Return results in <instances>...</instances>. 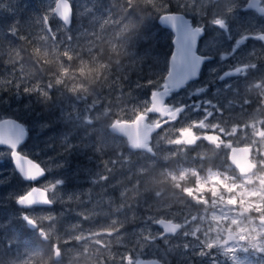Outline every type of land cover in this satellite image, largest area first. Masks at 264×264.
Listing matches in <instances>:
<instances>
[{
	"label": "rangeland",
	"instance_id": "obj_1",
	"mask_svg": "<svg viewBox=\"0 0 264 264\" xmlns=\"http://www.w3.org/2000/svg\"><path fill=\"white\" fill-rule=\"evenodd\" d=\"M11 1L13 2V0ZM54 1L49 0V4L51 5L50 17L52 18H54L51 13ZM69 1L71 3L74 2V0ZM185 1L188 6L195 2H199L200 4L205 2V9L213 18L211 20H221L224 22L229 19L235 20L238 18L243 23H250L251 26L257 20V17L251 12H246L239 18L237 14L241 10L240 7H236L232 11L226 9L229 11L228 14L222 9H216L215 7H212V12L208 11L207 7L209 4L207 0H183V5H185ZM189 2L190 4H188ZM74 4L77 9L76 16L80 18L77 21V27H80V33L84 35L87 29H85L86 25H83L82 18L86 17V9L80 1L74 2ZM2 7H4L3 0H0V8ZM201 10L200 7L193 12L191 7L187 9L191 13L186 14L194 15L198 21L195 23L197 26L204 23L200 19L207 16L206 13H200ZM4 24L3 28L5 27L7 31V19L2 21V25ZM63 30L62 25L61 27L56 26V28L52 29L54 36L51 37L43 25V31L39 32V37L37 38L41 39L44 46L55 47L61 43V39L67 36V33ZM59 32H62V35H58ZM231 32L232 34L240 35L238 29L235 27H232ZM215 34L221 35V32L217 30ZM57 38L58 41H56ZM207 41L203 45L204 49H208V46L212 44L210 38ZM48 42L49 44L46 45ZM242 54L239 50L233 54L230 49L222 47L216 59L205 67L200 80H196L186 85L185 88L171 93L167 99L170 109L174 110L179 107H183L184 109L174 119H168L162 129L152 138L150 144L154 151L152 159L158 160L159 156L164 153L176 152L175 159L170 162L172 164L177 163L178 160L182 163L180 160L191 157L188 162L183 164L203 165V167H207L206 159L202 160L198 154L210 152V149H213V142L221 143L228 141L232 145H246L251 141L253 132L237 133L236 136H233L229 132L228 138L222 137L224 133L218 136L220 138L210 135L214 129L211 125L224 124L221 122L223 118L220 119L218 115L209 117L210 110L215 112V110L220 108V106H213L210 98L212 93L224 95L222 89L210 86L214 81L219 82L217 81L219 75L211 72V70L217 68V71H219L225 67L233 69L237 65L229 66L227 63L228 58L239 57ZM140 63L143 64V69L133 72L128 78L118 74L127 80L123 83L131 89L130 95L133 94L129 97V100L133 99V101L129 103H126V100H124L123 94L114 95L111 98L105 99L104 102L99 94L97 97L99 103H94L91 97L77 99L64 92L62 87L56 85L49 87L53 78L46 82L35 80V90L38 87H43L45 90L52 88L55 91L54 101H49L52 105L47 109L48 117L51 115L53 119L52 125L55 127L54 130L52 131L47 124L39 123L35 127L32 143L27 147L23 146L19 150L21 154L28 157L33 153L32 151H35V162L39 163L46 172V176L36 185L47 190L53 207L34 208L31 210L19 209L20 217L25 214L35 222L37 225L35 234H38L39 237L40 230L52 228L53 226L63 236L90 231L106 225L111 215H114L111 210V200L109 199L118 198L119 186H113L114 181L118 176L127 175L128 171L140 162V158L148 156V154L131 151L128 149L126 143H123V152L120 156H117L116 152L111 148L101 147L98 150V145L101 142L97 140V134L95 132L87 134L90 129L96 128L98 124H88L84 117L95 118L96 114L107 104L112 108L124 109V118L117 122L131 121L140 114L147 115L146 123L155 124L162 121L164 119L162 116H156L148 112L150 95L153 91L149 96H144L143 94L141 95V90H135V88L149 83L153 76L154 78L161 77V84L154 91L160 90L167 71L166 63L159 56L149 59L140 56ZM33 77L23 75L22 73L16 76L20 86L26 84L24 90L30 84L29 79L32 80ZM136 80L143 81L136 83ZM227 81L226 79L220 83ZM44 86H48L49 88L47 89ZM118 98L120 103H117ZM16 99L25 100L22 99L21 94L20 97L17 95ZM132 109H137V111L133 112ZM110 115L115 116L116 113L113 112ZM219 128L216 127L215 129L219 130ZM231 130L233 129L231 128ZM106 138L112 141H125V139L108 134L107 132ZM167 140H172L174 143H166ZM53 145L55 147H52ZM196 146L199 148L197 149ZM124 155L131 156V167H128L129 162L124 160ZM211 158L213 159V157ZM71 160L83 161L86 166L82 167L84 171H80L79 180L81 181H74L72 184H75V187L69 188L65 183L68 185V181L73 179L79 172L77 170H70L69 164ZM7 161H10V151L0 148V184H3V180L8 177V174L9 176L14 175V170L12 171L9 168V165L6 163ZM105 162L107 163V167H105ZM160 165L165 166L163 161H160ZM109 168L113 172L109 173ZM9 171L11 174L8 173ZM106 173L108 178L101 180L100 177ZM86 175L88 176L87 178L85 177ZM58 180L63 181V183L57 185L56 181ZM214 183H219V181L214 180ZM86 184L89 188L79 187ZM30 187L31 185L28 184L26 191ZM22 190L13 186L3 188L1 192L6 200H10L17 199L26 192L20 194ZM102 204H105L106 209L101 206ZM192 208L196 209L197 206L193 204ZM81 212L85 213L87 218L81 216ZM15 214H18V212ZM138 215V219L126 223L118 233L108 237V239L114 241L111 248L113 255L111 258L105 257V264H138V262L144 259H156L162 264H264V251L248 246L246 241H229L222 247L219 245L209 246L207 241L213 234L210 233L208 237L203 232H198L196 236L187 234L191 230L192 224L197 222L191 220V210L173 206L166 211L153 212L152 209L142 206L138 208ZM49 217L52 218L49 219ZM20 219L23 222L22 218ZM159 219H167L176 223H183L185 220H188L189 223L185 224L176 236L159 238L161 232L155 225V222ZM23 223L26 222L24 221ZM6 232V223L0 218V236L1 233L4 236ZM116 236H120L119 242H115ZM99 238L103 239V235ZM8 245L9 241L5 242V246ZM72 246H77L76 241H72L71 244L65 243L61 245L63 248ZM11 254V251L10 253L8 250L7 252L6 250L3 251L2 247L0 259L3 258L2 260H4Z\"/></svg>",
	"mask_w": 264,
	"mask_h": 264
},
{
	"label": "clouds",
	"instance_id": "obj_2",
	"mask_svg": "<svg viewBox=\"0 0 264 264\" xmlns=\"http://www.w3.org/2000/svg\"><path fill=\"white\" fill-rule=\"evenodd\" d=\"M153 4L154 0H110L114 11L103 24L111 25L113 31L108 34V39L102 33L96 34L89 41V55L86 57L70 50H50L48 47L35 46L30 50L34 63L25 64L22 63L25 53L15 47L8 51L4 63L18 65L23 75L46 73L53 78L49 87L55 84L77 99L91 97L94 103H99L98 95L119 81L117 74L128 78L133 72L143 69L135 41L145 20L151 16L144 9ZM65 59L68 63H65ZM246 91L259 95L260 101L246 120V125L252 128L253 138L245 145L249 159V166L245 170L237 168L230 157L221 169L214 167L211 162L207 167L172 164L170 162L175 159L176 152L164 153L158 160L152 159L153 154L149 153L141 157L140 162L127 175L118 176L114 181L113 186H119L118 198H109L114 215H111L106 225L70 236L58 233L55 226L42 229V244L21 247L6 259L0 260V264H105V257L111 258L113 255L111 248L114 241L108 237L118 233L126 223L138 219V208L142 206L153 212L166 211L173 206L191 210V220L197 222L192 224L187 234L196 236L198 232H203L206 237L213 234L207 241L209 246L222 247L229 241H246L248 246L264 251V134L260 130L264 122V78L252 81L246 86ZM43 96L46 101L51 99L49 92H44ZM245 102L250 103L247 97ZM117 103H120L119 98ZM113 112L115 116L110 115ZM123 118V108H112L107 104L95 118L84 117L86 123L98 124L87 133L97 134L96 138L101 142L98 150L101 147L111 148L120 156L123 143H126L128 148L137 151L136 145L130 140L121 142L106 138V132L112 135L120 133L117 121ZM244 126L233 124L232 129H243ZM220 131L224 129L221 127ZM166 143L174 141L167 140ZM213 152L198 155L204 160ZM124 160L131 167V156L124 155ZM160 161L165 166H161ZM108 172L113 170L109 168ZM107 178V173L100 177L101 180ZM214 180L219 183H214ZM61 183L63 181H56L57 185ZM193 204L197 206L196 209L192 208ZM80 215L87 218L83 212ZM187 223L188 220L175 223L174 228L180 229ZM101 235L103 239L99 238ZM119 240L120 236H116L115 242ZM49 241L51 247H47ZM72 241H76L77 246L61 247ZM20 242L21 238L17 234L9 246L11 243L19 245Z\"/></svg>",
	"mask_w": 264,
	"mask_h": 264
},
{
	"label": "trees",
	"instance_id": "obj_3",
	"mask_svg": "<svg viewBox=\"0 0 264 264\" xmlns=\"http://www.w3.org/2000/svg\"><path fill=\"white\" fill-rule=\"evenodd\" d=\"M77 1L82 2L86 9V17H83L82 20L83 25H86L85 29H87V31L85 35L82 33L83 36L79 33L81 32L80 27H77V21L80 20V18L76 16L77 9L74 4V2ZM74 2H72L73 26L68 31H66V28L63 27V31L67 33V36L61 39V43L55 47L44 46L41 39L37 38L39 37V32L43 31V25L46 32L50 36H54L52 29L56 28V26L61 27L62 25L58 20L50 17L51 5L49 4V0H13V2L11 0H3V5L5 4L6 7L4 6L0 8L2 9V12L0 11V20H8L7 35L4 37L3 32L0 36V120L7 117L13 118L27 128L28 135L24 147H27L32 143L36 125L39 123H44L49 126L52 125L53 119L51 116L48 117L47 109L52 105L49 101H54L55 91L52 88L48 89V86H44L48 90L43 89V87H38L37 90H35L34 86L36 84L35 80H42L46 82L52 79V77L48 76L46 73L34 76L35 78L33 77L32 80L29 79L30 84L26 87V89H32V91H25L24 86H26V84L20 86L16 78L19 73H22V70H20L16 64H5L4 57L11 48L18 47L22 53H25L22 63L33 64L34 61L32 59V52L30 51L33 47L43 46L48 47L50 50L59 49L61 51H66V44H70L71 41L74 45L73 52H79L85 57L88 56L89 41L93 40L96 34L102 33L104 38H110L108 34L113 31V28L111 25L104 26L103 22L109 18L110 13L113 12L114 9L110 6V0H74ZM180 3L183 4V0H154L153 5L147 6L144 9L146 12L151 13V16L145 20L144 26L140 30L135 41V44L138 45L137 52L141 57L149 59L154 56H159L163 62L166 63L168 61L171 48L170 36L165 30L158 26L157 18L162 13L179 12ZM184 7L190 6L184 5ZM45 20L48 21L50 32H48L44 24ZM58 35H62V32H59ZM85 36L88 38L85 41L86 44L83 43ZM56 41H58V38ZM48 44L49 42L46 45ZM65 63H67V59H65ZM165 66L167 67V63ZM118 76L120 80L117 83H113L110 88L104 89V91L100 93L103 102L105 99L119 94L124 95L123 97L124 100H126V103L133 101V99H131V101L129 100V97L133 95H130L131 89L129 86L124 84L127 80L120 75ZM113 79H116V77H113ZM138 81L142 82L143 80ZM138 81L136 80V83H138ZM160 84L161 77L154 78L152 76L149 83L135 88V90H141V95L143 94L144 96H149L152 91L159 88ZM52 85L54 86L55 84ZM44 92H49L51 96L50 100L46 101L43 96ZM20 94L22 99L25 100L16 99V96L19 95L20 97ZM52 147H55V145ZM32 152L33 153L29 155V158L35 161V151ZM190 159L191 157L180 161L185 163ZM80 162L81 167L78 169V174L73 177V179L68 181V185L65 183V185L69 188L75 187V184H72L74 181H81L79 180V174L80 171H84L82 170V167L85 166V162ZM6 163L13 171L11 162L7 161ZM179 163L180 162L175 164ZM8 173L11 174L10 171ZM13 174V176H9L8 174V177L3 180V184H0V218L2 220V218L5 217L2 221H5L6 223L8 241L10 242L17 234H19L21 238L19 245L16 243H11L12 245L10 246L8 245L6 252L8 250L10 253L11 251L12 254L18 251L21 247H30L43 243L40 241L39 235L35 234V231L30 230L26 224L23 223V220V222H21L19 211L22 209L19 210V208L15 205V199L6 200L1 192L3 188H10L13 186L23 189L20 194L26 191L28 184L23 182L14 171ZM85 177L87 178L88 176L86 175ZM79 187L89 188L87 184L84 186L80 185ZM101 206L106 209L105 204H102ZM16 212H18V214H15ZM47 247H51V241L48 242Z\"/></svg>",
	"mask_w": 264,
	"mask_h": 264
},
{
	"label": "flooded vegetation",
	"instance_id": "obj_4",
	"mask_svg": "<svg viewBox=\"0 0 264 264\" xmlns=\"http://www.w3.org/2000/svg\"><path fill=\"white\" fill-rule=\"evenodd\" d=\"M207 3L209 4L207 8H208V11L210 12L213 11L212 7H215L216 9H222L223 11L229 14V11L234 10L236 7H240L241 10L239 14H237L239 18L240 16H242V14H245L246 12H251L257 17L256 23L253 26H251L250 23H243V21L238 18H236L235 20L229 19L228 21H224V22L221 20H211L213 18L206 11L205 2L201 4L199 2H195L194 4L190 5V7L192 8V12L195 9H198V7H200L202 9L200 13H206L207 15L205 18L200 19V21H204V23L197 26L195 23H197L198 21L195 19L194 15L186 14V13H191L187 11L189 7H184L182 3H180L179 12H166V13H180L184 15L185 18L189 20L190 26L192 28H198L201 30V36L197 41L195 53L201 57H207L209 58V60L203 63L199 76L196 80L201 79L205 67L208 66L212 61L216 59V56L218 55L222 47L230 49L233 54L237 50L243 53L239 57L228 58L227 63L229 66L237 65L233 69H229L225 67L223 70H219V71H217V68L211 70V72L219 75L217 78V81L219 82L214 81L211 83L210 86L222 89L224 92V95L221 96L218 93H212L210 98H211V101L213 102V106H220V108L218 110H215V112L210 110L209 117L213 115H218L220 119L223 118L221 122H223L224 124H220L219 126L220 128L222 127L224 131L221 132L220 128L219 130L214 128L211 131L210 135L215 136L216 138H220L218 136H221V134L224 133L222 137L228 138V136L230 135L229 132L233 136H236L237 133L242 134V133L252 132V128L246 125V120L248 119L250 114L259 104L260 97L259 95L248 93L246 91V86L250 84L252 81L260 80L264 78V0H209V1L207 0ZM70 4H71V7H73V4L71 2ZM188 4H190V2ZM185 5H187L186 1H185ZM249 6H251L252 8H249ZM226 9H229V11H227ZM162 14H165V13H162ZM2 21L3 20H0V32H1L0 34L4 32V37H6L7 31L5 27L3 28L5 24L2 25ZM157 21H158V18H157ZM72 26H73V19H72L70 26L67 27L65 30L66 31L70 30ZM158 26L162 28L163 30H165L170 36V46H171L170 53H169V56H170L171 52L173 51V45H172L173 34L171 33L170 30L165 29L161 27L160 25ZM259 26L261 27L259 28ZM232 27H235L236 29H238V32L240 33V35L232 34L231 32ZM217 30L221 32V35L215 34ZM51 37H53V35H51ZM209 38L212 40V44L208 46V49H204L203 45L205 44V42H208L207 39ZM87 39H88L87 36H85L83 39V43L86 44L85 41ZM66 48L67 50H70L73 52L74 45L72 44V41L70 42V44H66ZM166 63H167L166 68L168 69V61ZM226 79L228 80L227 82L220 83L221 81H225ZM163 83H164V79H163ZM172 92L169 93L168 98ZM246 97H247V100L250 101V103L245 102ZM167 99H166V103H167ZM177 109H180V107ZM183 109L184 108L181 107L180 112H182ZM221 110L223 111L221 112ZM169 111H173L170 109V106H169ZM156 116H162V115H156ZM168 119H174V118H167V119L164 118L163 120L167 122ZM233 124L245 125V126L243 127V129L237 128L235 130H231ZM260 130H261V134H263L264 133V122L261 123ZM158 132L159 131H157L155 134H157ZM154 135L150 137L149 146L151 144V140L154 137ZM213 146H215L216 149L214 150V152H213V149H210V152H213V155H211L208 159L205 160L207 161L206 165L208 166L209 162H211V164L214 167H219L221 169L225 167L229 159L230 152L233 148L245 147V145H232L228 141H224L221 143L213 142ZM150 148L152 149L151 146ZM196 148L198 149L199 147L196 146ZM153 155H154V151H153ZM211 157H213V159ZM78 159H81V158H78ZM178 162L179 160L177 161V163ZM80 163L81 162L78 160L77 161L71 160L69 164L70 170L78 171V169L81 167ZM4 219L5 217L2 218V220ZM7 241H8L7 232L6 234H4V236H2L1 234L0 236V250L1 251H2V247H3V251L7 249L8 246H5V242Z\"/></svg>",
	"mask_w": 264,
	"mask_h": 264
},
{
	"label": "water",
	"instance_id": "obj_5",
	"mask_svg": "<svg viewBox=\"0 0 264 264\" xmlns=\"http://www.w3.org/2000/svg\"><path fill=\"white\" fill-rule=\"evenodd\" d=\"M249 8L252 7L249 6ZM52 14L65 28L69 27L73 16V10L69 0H55L52 7ZM44 24L48 32H50L48 21L45 20ZM158 24L170 30L173 34V51L168 59V69L164 76L162 88L152 92L150 95L148 112L150 114L162 115L166 119L175 118L181 111V108L169 111V106L166 103L169 93L179 91L190 82H194L199 76L203 63L209 60V58L201 57L195 53L197 41L201 36V30L192 28L189 20L184 15L180 13L161 14L158 17ZM146 118L147 116L145 114H140L132 121L117 122L120 133L116 135L130 140L136 145L137 151L153 154L148 144L150 137L159 131L165 125L166 121L163 120L157 124H148L145 122ZM26 139L27 130L22 123L8 117L0 120V148L10 151V161L14 172L22 181L31 185L28 191L15 199V205L22 210L50 208L53 203L49 199L47 190L36 185L45 177L44 168L39 163L18 151ZM14 152L16 156L13 155ZM247 152L248 149L246 147L233 148L230 152L229 157L233 164L241 170H245L249 166ZM17 157L19 158V164L17 163ZM29 162L32 166L39 169L35 177L26 175ZM22 219L26 222L28 228H36L35 222L25 214L22 215ZM169 221L171 220L159 219L155 222L156 227L161 231L160 237L175 236L181 230V228H174L176 222L172 221V223H169ZM138 264L162 263L156 259H144L138 262Z\"/></svg>",
	"mask_w": 264,
	"mask_h": 264
},
{
	"label": "snow or ice",
	"instance_id": "obj_6",
	"mask_svg": "<svg viewBox=\"0 0 264 264\" xmlns=\"http://www.w3.org/2000/svg\"><path fill=\"white\" fill-rule=\"evenodd\" d=\"M14 156H16V153H13ZM17 163L19 164V158L17 157ZM39 171V169L35 166H32L29 162V167L27 169L26 175L29 177H35L37 175V172Z\"/></svg>",
	"mask_w": 264,
	"mask_h": 264
},
{
	"label": "bare ground",
	"instance_id": "obj_7",
	"mask_svg": "<svg viewBox=\"0 0 264 264\" xmlns=\"http://www.w3.org/2000/svg\"><path fill=\"white\" fill-rule=\"evenodd\" d=\"M69 2H70V1H69ZM72 10H73V8H72ZM1 12H2V11H1ZM159 16H160V15H159ZM159 16H158V17H159ZM54 18H55V17H54ZM55 19H56V18H55ZM72 19H73V16H72ZM56 20H57V19H56ZM157 22H158V21H157ZM5 23H6V22H5ZM158 25H159V24H158ZM62 26H63V25H62ZM6 27H7V26H6ZM63 27H64V26H63ZM90 27H91V26H90ZM2 33H3V32H2ZM0 35H1V34H0ZM40 45H41V44H40ZM153 92H154V91H153ZM120 95H121V94H120ZM121 97H122V96H121ZM114 99H115V98H114ZM113 102H114V101H113ZM102 107H103V106H102ZM52 115H53V114H52ZM153 115H155V114H153ZM50 116H51V115H50ZM136 117H137V116H136ZM136 117H135V118H136ZM51 118H52V117H51ZM133 120H134V119H133ZM52 121H53V120H52ZM25 128H26V127H25ZM49 128L52 129V131H53L55 127H53V125H51V126H49ZM26 130H27V128H26ZM47 130H48V129H47ZM27 135H28V130H27ZM117 136H118V135H117ZM119 137H121V136H119ZM121 138H123V137H121ZM123 139H124V138H123ZM26 141H27V139H26ZM26 141H25V143H26ZM25 143H24L20 148H22V147L25 145ZM148 144H149V143H148ZM20 148H19V150H20ZM19 150H18V151H19ZM131 151H132V150H131ZM135 152H139V151H135ZM27 157H28V156H27ZM45 176H46V172H45ZM23 182H24V181H23ZM25 183H26V182H25ZM27 184H28V183H27ZM37 186H38V185H37ZM27 191H28V190H27ZM49 197H50V196H49ZM50 200H51V199H50ZM52 206H53V205H52ZM52 206H51V207H52ZM51 207H50V208H51ZM69 213H70V212H69ZM62 214H63V213H62ZM21 218H22V216H21ZM22 220H23V219H22ZM23 221H24V220H23ZM25 224H26V223H25ZM26 226H27V225H26ZM29 229H30V228H29ZM36 229H37V225H36V228H35V229H30V230L35 231ZM39 230H40V229H39ZM40 231H41V230H40ZM5 237H6V236H5ZM159 237H160V236H159ZM160 238H161V237H160Z\"/></svg>",
	"mask_w": 264,
	"mask_h": 264
}]
</instances>
